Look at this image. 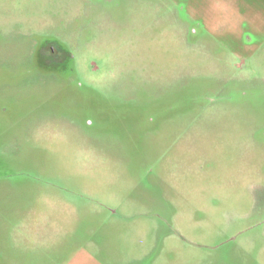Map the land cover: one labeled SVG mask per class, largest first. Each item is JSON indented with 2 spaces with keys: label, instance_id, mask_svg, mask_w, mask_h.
I'll return each mask as SVG.
<instances>
[{
  "label": "rangeland",
  "instance_id": "obj_1",
  "mask_svg": "<svg viewBox=\"0 0 264 264\" xmlns=\"http://www.w3.org/2000/svg\"><path fill=\"white\" fill-rule=\"evenodd\" d=\"M0 264H264V0H0Z\"/></svg>",
  "mask_w": 264,
  "mask_h": 264
},
{
  "label": "flooded vegetation",
  "instance_id": "obj_2",
  "mask_svg": "<svg viewBox=\"0 0 264 264\" xmlns=\"http://www.w3.org/2000/svg\"><path fill=\"white\" fill-rule=\"evenodd\" d=\"M56 54H57V50H56ZM60 61H61L60 58H58V60H57V58H56V63H58V62H60Z\"/></svg>",
  "mask_w": 264,
  "mask_h": 264
}]
</instances>
